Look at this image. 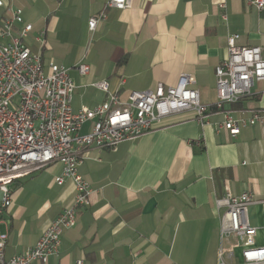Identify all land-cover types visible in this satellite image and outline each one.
I'll use <instances>...</instances> for the list:
<instances>
[{
    "label": "crops",
    "instance_id": "0c3cea01",
    "mask_svg": "<svg viewBox=\"0 0 264 264\" xmlns=\"http://www.w3.org/2000/svg\"><path fill=\"white\" fill-rule=\"evenodd\" d=\"M2 1L0 22L6 7L21 9L23 22L14 30L31 23L26 46L40 52L44 65L70 68L73 112L103 103L108 93L125 100L158 82L172 85L183 73L192 75L210 110L203 123L181 111L134 140L87 149L78 173L88 182L89 204L62 232L58 254L31 264H219L222 209L214 202L225 192L264 199V124L241 127L235 136L217 128L223 115L213 106L214 69L227 57L230 34L239 35L237 45L264 48V10L244 0H131L127 9L107 8L106 19L90 31L89 18L106 0ZM41 31L42 48L35 40ZM78 64L88 72L79 73ZM101 80L107 92L93 85ZM224 109L233 117L263 111L264 82ZM61 170L53 163L9 185L12 204L0 221L6 260L32 247L73 203L72 180L54 181ZM251 208V223L260 226L261 207Z\"/></svg>",
    "mask_w": 264,
    "mask_h": 264
},
{
    "label": "built area",
    "instance_id": "2783aa9c",
    "mask_svg": "<svg viewBox=\"0 0 264 264\" xmlns=\"http://www.w3.org/2000/svg\"><path fill=\"white\" fill-rule=\"evenodd\" d=\"M258 11L264 10V0H244ZM131 0H106L104 9L88 20V29L106 19L107 8L127 9ZM224 6L223 3L220 4ZM0 7L4 3L0 0ZM22 10L6 7L0 22V221L11 206L9 185L53 163L62 165L54 177L57 184L70 178L75 195L73 203L42 231L36 243L23 254L4 258L6 234L0 232V264L42 263L49 255L58 254L60 237L65 228L74 225L78 210L89 204L88 182L78 173V166L89 148L103 149L121 142L134 140L153 129L166 116L191 111L196 121L203 123L209 106L200 102L192 75L183 73L172 85L158 82L154 88L130 91L127 99L108 93L107 99L93 107L71 109L74 84L70 68L48 62L43 64L40 52H32L24 43L31 32V23H22ZM44 31L35 40L44 46ZM238 34L227 37V57L214 69L216 101L213 106L223 115L217 128L232 136L247 125L264 124V110L252 112L250 117H233L225 104L238 102L250 95L255 82H264V48L258 45H237ZM76 69L85 74L89 67L78 64ZM106 91L105 80L94 83ZM89 129L81 133L83 125ZM220 218L219 264H264V244L257 236L264 230V199H256L250 191L239 195L225 192L215 199ZM259 204L261 225L251 223L249 207ZM238 250V253L236 252ZM236 256L238 262H234ZM75 264H83L77 259Z\"/></svg>",
    "mask_w": 264,
    "mask_h": 264
},
{
    "label": "rangeland",
    "instance_id": "374dc122",
    "mask_svg": "<svg viewBox=\"0 0 264 264\" xmlns=\"http://www.w3.org/2000/svg\"><path fill=\"white\" fill-rule=\"evenodd\" d=\"M250 219L252 221V223H254L256 221V214H255V210L254 209H250ZM256 223V222H255ZM257 241L259 244H264V230L259 231V234L257 236ZM238 253V250L236 251ZM239 261V257L236 256V258L234 259V262H238Z\"/></svg>",
    "mask_w": 264,
    "mask_h": 264
}]
</instances>
